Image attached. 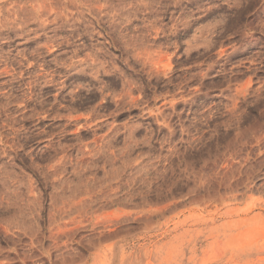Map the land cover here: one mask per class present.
I'll list each match as a JSON object with an SVG mask.
<instances>
[{
	"label": "rangeland",
	"instance_id": "374dc122",
	"mask_svg": "<svg viewBox=\"0 0 264 264\" xmlns=\"http://www.w3.org/2000/svg\"><path fill=\"white\" fill-rule=\"evenodd\" d=\"M0 264H264V0H0Z\"/></svg>",
	"mask_w": 264,
	"mask_h": 264
}]
</instances>
